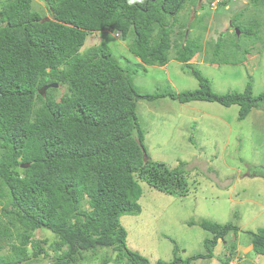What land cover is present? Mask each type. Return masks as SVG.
Instances as JSON below:
<instances>
[{
    "label": "trees",
    "instance_id": "trees-1",
    "mask_svg": "<svg viewBox=\"0 0 264 264\" xmlns=\"http://www.w3.org/2000/svg\"><path fill=\"white\" fill-rule=\"evenodd\" d=\"M42 1L0 0V251L7 249L0 264H21L40 252L48 256L41 245L46 238L33 237L38 229L53 235L51 264L95 258L91 264H191L211 258L217 241L238 231L236 224L196 222L212 238L204 239V253L186 258L176 244L169 261L154 262L127 246L120 217L141 211L139 180L168 194L187 191L181 164L149 158L136 104L160 97L237 104L238 119L264 107V90L254 94L250 79L241 91L217 93L190 62L202 53L204 62L237 64L256 43L263 50L264 0H246L215 37H206L213 0ZM184 6L195 7L191 16L178 15ZM249 6L255 11L247 16ZM94 33L101 34L98 43L83 49ZM115 37L126 42L142 70L173 58L197 87L139 92L132 83L136 70L126 65L130 58L119 62L111 52ZM246 232L264 259V228Z\"/></svg>",
    "mask_w": 264,
    "mask_h": 264
},
{
    "label": "rangeland",
    "instance_id": "rangeland-1",
    "mask_svg": "<svg viewBox=\"0 0 264 264\" xmlns=\"http://www.w3.org/2000/svg\"><path fill=\"white\" fill-rule=\"evenodd\" d=\"M226 1L221 7L209 5L206 37H215L216 28L219 31L228 27L233 14L248 3ZM34 2L43 3L42 0ZM186 8L178 15L189 13L191 16L195 11L193 6ZM254 11L250 7L246 15ZM100 37L98 33L88 36L83 49L98 43ZM260 46L256 43V48ZM110 47L119 62H125L124 55L132 61L126 65L136 70L132 83L139 92L158 93L170 88L178 92L197 87L196 79L186 71L188 68L173 58L162 67L146 65V70H142V65L137 64L139 60L136 63L137 57L127 52L125 41L115 37ZM256 48L242 63H208L202 61V53H197L190 62L208 78L217 93L241 91L250 79L253 93L258 94L264 90V49ZM58 91L57 94L63 89ZM136 115L144 131L143 144L149 158L164 161L170 167L181 164L187 191L181 196L168 194L139 180L141 211L120 217L127 231V246L152 262L158 258L169 261L175 244L183 258L204 253V239L212 238V234L196 222L205 218L221 224L232 222L239 229L217 241L211 258L193 259L191 264H224L223 259L227 257L230 260L226 264H264L261 255L253 251L246 232L264 228V107H253L238 119L237 104L224 106L201 100L181 103L160 97L152 101L138 100ZM189 221L195 223L190 225ZM33 237L40 241L46 238L47 242L41 245L48 256L40 252L37 259L31 255L21 264H51L52 233L38 229ZM6 253L7 249L0 251V254ZM93 261L96 258L82 264Z\"/></svg>",
    "mask_w": 264,
    "mask_h": 264
},
{
    "label": "water",
    "instance_id": "water-1",
    "mask_svg": "<svg viewBox=\"0 0 264 264\" xmlns=\"http://www.w3.org/2000/svg\"><path fill=\"white\" fill-rule=\"evenodd\" d=\"M56 86H57V83L55 82L45 84L39 89V93L43 95L48 87H56ZM28 165H29L28 163H22L21 167H27Z\"/></svg>",
    "mask_w": 264,
    "mask_h": 264
},
{
    "label": "clouds",
    "instance_id": "clouds-1",
    "mask_svg": "<svg viewBox=\"0 0 264 264\" xmlns=\"http://www.w3.org/2000/svg\"><path fill=\"white\" fill-rule=\"evenodd\" d=\"M220 1H223V0H213V2L210 4V5H213V7H215ZM131 2V0H130ZM137 59V58H136ZM247 59V58H246ZM138 61V59H137ZM251 245V244H250ZM252 247V246H251ZM264 263V262H263Z\"/></svg>",
    "mask_w": 264,
    "mask_h": 264
}]
</instances>
